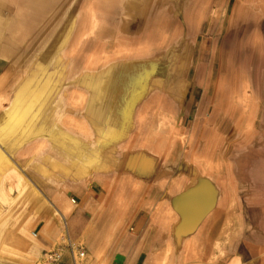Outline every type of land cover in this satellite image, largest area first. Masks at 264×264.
Masks as SVG:
<instances>
[{"label":"crops","instance_id":"0c3cea01","mask_svg":"<svg viewBox=\"0 0 264 264\" xmlns=\"http://www.w3.org/2000/svg\"><path fill=\"white\" fill-rule=\"evenodd\" d=\"M24 6L0 0V264H41L64 220L86 256L66 250L59 264H190L208 248L222 261L221 232L207 243L178 204L194 179L175 172L190 160L175 148L173 93L142 94L136 76L104 70L84 89L44 71L31 80ZM245 257L229 260L256 262Z\"/></svg>","mask_w":264,"mask_h":264},{"label":"rangeland","instance_id":"374dc122","mask_svg":"<svg viewBox=\"0 0 264 264\" xmlns=\"http://www.w3.org/2000/svg\"><path fill=\"white\" fill-rule=\"evenodd\" d=\"M19 1L31 80L44 71L84 89L104 70L136 76L142 94L173 93L175 148L190 160L175 172L194 179L179 207L207 243L221 232L222 261L208 248L190 264H241L236 252L264 264V0Z\"/></svg>","mask_w":264,"mask_h":264},{"label":"built area","instance_id":"2783aa9c","mask_svg":"<svg viewBox=\"0 0 264 264\" xmlns=\"http://www.w3.org/2000/svg\"><path fill=\"white\" fill-rule=\"evenodd\" d=\"M73 203H75V201H73ZM64 222L66 227H65V232L61 237L62 245H59L56 248L50 249L47 252H45L41 264H59L62 261L66 250H71L73 252H76V254H78V257L80 259L85 258L86 254L84 250L71 240L67 230L68 228H67L66 220H64ZM36 236L37 235L35 234V237Z\"/></svg>","mask_w":264,"mask_h":264},{"label":"bare ground","instance_id":"6f19581e","mask_svg":"<svg viewBox=\"0 0 264 264\" xmlns=\"http://www.w3.org/2000/svg\"><path fill=\"white\" fill-rule=\"evenodd\" d=\"M214 15H215V14H214ZM220 18H221V16H220ZM256 39H257V38H256ZM260 42H261V41H260ZM262 44H263V43H262ZM261 47H262V46H261ZM237 73H238V72H237ZM237 73H236V74H237ZM236 74H235V75H236ZM237 77H238V75H237ZM235 78H236V76H235ZM241 83H242V82H241ZM231 88H232V87H231ZM236 88H237V87H236ZM238 90H239V89H238ZM217 93H218V92H217ZM220 95H221V94H220ZM236 95H237V93H236ZM221 96H222V95H221ZM239 97H240V96H239ZM233 98H235L234 95H233ZM220 99H221V98H220ZM236 101H237V100H236ZM239 102H240V100H239ZM219 103H220V102H219ZM241 103H242V102H241ZM230 105H231V104H230ZM226 107H227V106H226ZM229 113H230V112H229ZM227 119H228V118H227ZM231 120H232V119H231ZM248 126L250 127V125H248ZM248 126H247V128H248ZM172 131H173V130H172ZM172 181H173V180H172ZM184 254H185V253H184ZM199 260H200V259H199ZM185 263H186V262H185Z\"/></svg>","mask_w":264,"mask_h":264}]
</instances>
